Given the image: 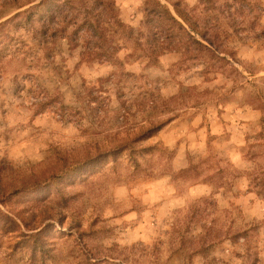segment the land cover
Wrapping results in <instances>:
<instances>
[{
	"label": "rangeland",
	"instance_id": "obj_1",
	"mask_svg": "<svg viewBox=\"0 0 264 264\" xmlns=\"http://www.w3.org/2000/svg\"><path fill=\"white\" fill-rule=\"evenodd\" d=\"M112 1L0 0V264H264V0Z\"/></svg>",
	"mask_w": 264,
	"mask_h": 264
},
{
	"label": "trees",
	"instance_id": "obj_2",
	"mask_svg": "<svg viewBox=\"0 0 264 264\" xmlns=\"http://www.w3.org/2000/svg\"><path fill=\"white\" fill-rule=\"evenodd\" d=\"M75 2L76 0H45L44 8L46 10V13L40 14L39 17L43 22H49L50 20H53L54 17L57 15L56 12L57 10L63 13V11H65L66 9L72 8L73 7L72 5H74ZM77 2H79L81 6H85V8L89 7L87 9V12L90 14L89 15L85 14V21L82 26L85 27L86 33H89L88 36H91L92 38L96 37L97 35L102 36L103 33H101V24L102 21H104L105 19L115 20L116 23H118L119 25L122 23L121 21L116 19L115 14H114V18L113 16L110 15L111 12H114V9H116L115 3L112 0H77ZM92 10H94L93 13L90 12ZM35 12L36 14H38V11ZM146 12L147 15L151 17L152 20L159 21L160 22L159 25H161L162 27H165L168 24V26L171 28H174L175 25L185 28L183 22L178 19V17L172 12V10L167 5L162 4L160 1H157L154 8L151 9L146 8ZM30 13L31 14L29 17L30 19H32L33 13L32 12ZM181 16L185 21L188 20V18H186L183 13ZM191 37L193 36L191 35ZM205 37L209 41V44H211L212 42L210 38H207V36ZM193 41L195 43L205 46V48L208 50H210L211 48L209 44H205L202 40H199L197 38H193ZM162 125L163 122H157L151 124L148 128L143 130L137 136V138H135L134 140L131 139L129 141L128 140L125 141L124 144H120V147H129L131 142L137 140L138 137H141L145 134H151L155 132L157 129H159ZM133 150L134 148L133 149L131 148V152Z\"/></svg>",
	"mask_w": 264,
	"mask_h": 264
}]
</instances>
